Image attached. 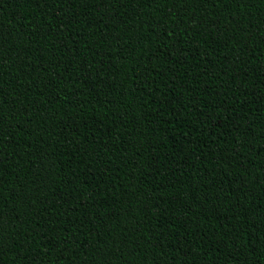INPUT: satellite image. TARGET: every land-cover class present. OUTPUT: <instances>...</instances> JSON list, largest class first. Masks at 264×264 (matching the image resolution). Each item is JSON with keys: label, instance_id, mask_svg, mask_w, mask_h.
I'll return each mask as SVG.
<instances>
[{"label": "trees", "instance_id": "trees-1", "mask_svg": "<svg viewBox=\"0 0 264 264\" xmlns=\"http://www.w3.org/2000/svg\"><path fill=\"white\" fill-rule=\"evenodd\" d=\"M0 264H264V0H0Z\"/></svg>", "mask_w": 264, "mask_h": 264}]
</instances>
